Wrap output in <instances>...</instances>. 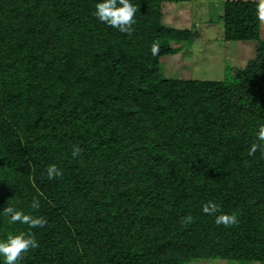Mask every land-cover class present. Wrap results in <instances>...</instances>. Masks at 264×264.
Listing matches in <instances>:
<instances>
[{
	"label": "trees",
	"instance_id": "trees-1",
	"mask_svg": "<svg viewBox=\"0 0 264 264\" xmlns=\"http://www.w3.org/2000/svg\"><path fill=\"white\" fill-rule=\"evenodd\" d=\"M191 1L131 0L121 33L96 0H0V208L47 220L19 264H264V154H248L264 124L257 0L221 15L225 41L255 43L249 59L223 80L166 78L160 58L193 31L163 25V5ZM209 200L238 222L217 225ZM27 230L0 218V238Z\"/></svg>",
	"mask_w": 264,
	"mask_h": 264
},
{
	"label": "rangeland",
	"instance_id": "rangeland-1",
	"mask_svg": "<svg viewBox=\"0 0 264 264\" xmlns=\"http://www.w3.org/2000/svg\"><path fill=\"white\" fill-rule=\"evenodd\" d=\"M224 0H192L164 4L162 23L167 27L191 28L193 38L172 45V52L161 57L160 73L166 78L223 80L227 69L242 65L254 52V42H228L223 37ZM264 40V21L260 20ZM188 264H260L208 259Z\"/></svg>",
	"mask_w": 264,
	"mask_h": 264
},
{
	"label": "clouds",
	"instance_id": "clouds-1",
	"mask_svg": "<svg viewBox=\"0 0 264 264\" xmlns=\"http://www.w3.org/2000/svg\"><path fill=\"white\" fill-rule=\"evenodd\" d=\"M136 11V5L131 0H96L93 15L100 22L117 29L121 33H127L130 32L131 25L135 23ZM255 14L257 19L264 21V0H257ZM150 50L155 56L159 51V43L154 41ZM255 136L257 143L251 144L248 148L249 156L255 154L258 149L264 154V124L256 126ZM71 154L73 157L79 155L78 146H73ZM61 174V170L55 164L47 165L44 172L48 179L58 177ZM30 206L32 209L38 208L39 201L33 198ZM201 211L213 215L217 225L228 226L238 222L235 213L220 212L218 205L211 200L201 205ZM0 218L5 219L9 224L19 222L28 226L27 231L9 232L5 237L0 238V264H19V258L22 254L27 253L30 248L35 249L39 246L31 229L43 227L47 220L43 216L26 213L11 204L0 208Z\"/></svg>",
	"mask_w": 264,
	"mask_h": 264
},
{
	"label": "crops",
	"instance_id": "crops-1",
	"mask_svg": "<svg viewBox=\"0 0 264 264\" xmlns=\"http://www.w3.org/2000/svg\"><path fill=\"white\" fill-rule=\"evenodd\" d=\"M225 1V0H224Z\"/></svg>",
	"mask_w": 264,
	"mask_h": 264
}]
</instances>
